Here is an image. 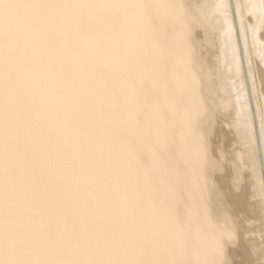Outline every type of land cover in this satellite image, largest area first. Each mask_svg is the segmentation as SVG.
Listing matches in <instances>:
<instances>
[{"label":"bare ground","instance_id":"1","mask_svg":"<svg viewBox=\"0 0 264 264\" xmlns=\"http://www.w3.org/2000/svg\"><path fill=\"white\" fill-rule=\"evenodd\" d=\"M251 249L264 264V0H0V264Z\"/></svg>","mask_w":264,"mask_h":264},{"label":"rangeland","instance_id":"2","mask_svg":"<svg viewBox=\"0 0 264 264\" xmlns=\"http://www.w3.org/2000/svg\"><path fill=\"white\" fill-rule=\"evenodd\" d=\"M252 248L255 249V247H252ZM253 253H254V252H253V250L251 249V250L249 251V255H250V256L252 255V256H251L252 259L255 260V261L253 260V264H262V263H263V259H260V258H259L258 260L255 259V257L253 256Z\"/></svg>","mask_w":264,"mask_h":264}]
</instances>
